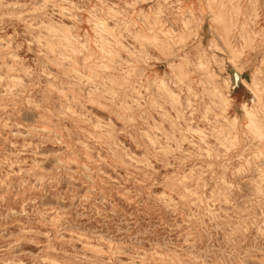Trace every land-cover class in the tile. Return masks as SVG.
<instances>
[{
  "label": "rangeland",
  "instance_id": "obj_1",
  "mask_svg": "<svg viewBox=\"0 0 264 264\" xmlns=\"http://www.w3.org/2000/svg\"><path fill=\"white\" fill-rule=\"evenodd\" d=\"M0 264H264L263 0H0Z\"/></svg>",
  "mask_w": 264,
  "mask_h": 264
},
{
  "label": "crops",
  "instance_id": "obj_2",
  "mask_svg": "<svg viewBox=\"0 0 264 264\" xmlns=\"http://www.w3.org/2000/svg\"><path fill=\"white\" fill-rule=\"evenodd\" d=\"M263 3H264V0H263ZM261 6H263V5H261Z\"/></svg>",
  "mask_w": 264,
  "mask_h": 264
}]
</instances>
